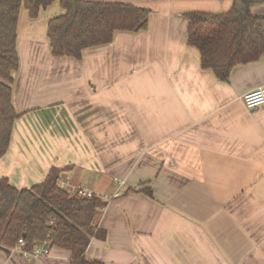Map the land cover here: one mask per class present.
Instances as JSON below:
<instances>
[{
  "label": "crops",
  "instance_id": "crops-1",
  "mask_svg": "<svg viewBox=\"0 0 264 264\" xmlns=\"http://www.w3.org/2000/svg\"><path fill=\"white\" fill-rule=\"evenodd\" d=\"M151 9L148 29L117 32L82 60L55 58L48 22L22 10L13 103L19 113L0 176L17 188L64 169L108 201L90 260L105 264H264V105L243 96L264 87V55L221 81L188 44L186 13L226 12L234 0H129ZM264 17V3L252 7ZM152 191L123 194L129 188ZM0 264H71L52 247Z\"/></svg>",
  "mask_w": 264,
  "mask_h": 264
},
{
  "label": "trees",
  "instance_id": "trees-1",
  "mask_svg": "<svg viewBox=\"0 0 264 264\" xmlns=\"http://www.w3.org/2000/svg\"><path fill=\"white\" fill-rule=\"evenodd\" d=\"M57 0H0V158L10 147L19 113L13 103L15 73L20 68L18 50L22 10L32 20ZM264 0H234L226 12L186 13L188 44L200 52L201 65L221 81L230 80L236 65L264 55V17L252 7ZM62 12L48 22L47 37L55 58L82 60L84 51L111 44L117 32L139 33L148 29L151 9L129 0H59ZM64 169L52 168L46 179L31 188H17L0 176V251L24 242V249L49 242L71 252V264H105L90 260L87 249L93 238L106 240L107 231L96 225L108 201L97 195L86 197L60 185ZM148 188H129L123 194Z\"/></svg>",
  "mask_w": 264,
  "mask_h": 264
},
{
  "label": "built area",
  "instance_id": "built-area-1",
  "mask_svg": "<svg viewBox=\"0 0 264 264\" xmlns=\"http://www.w3.org/2000/svg\"><path fill=\"white\" fill-rule=\"evenodd\" d=\"M243 102L248 109H255L264 105V87H260L245 93V95L243 96ZM63 188H66L72 193L79 192L86 197H92L94 195L93 191L81 184L72 186L69 183H65ZM20 244V246L13 248L12 250L19 249L26 257H41L44 255H48L50 254L52 248L50 243L47 241L38 244L32 251L26 250L22 247L24 245V242L22 240H20Z\"/></svg>",
  "mask_w": 264,
  "mask_h": 264
},
{
  "label": "rangeland",
  "instance_id": "rangeland-1",
  "mask_svg": "<svg viewBox=\"0 0 264 264\" xmlns=\"http://www.w3.org/2000/svg\"><path fill=\"white\" fill-rule=\"evenodd\" d=\"M46 37H47V36H46ZM16 75H17V74L15 73V77H16ZM94 195H96V194L94 193ZM101 198H102V197H101ZM102 199H103V198H102Z\"/></svg>",
  "mask_w": 264,
  "mask_h": 264
}]
</instances>
